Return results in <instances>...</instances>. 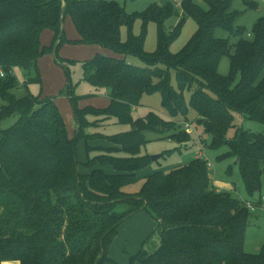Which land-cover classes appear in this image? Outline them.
Returning a JSON list of instances; mask_svg holds the SVG:
<instances>
[{"label": "trees", "instance_id": "1", "mask_svg": "<svg viewBox=\"0 0 264 264\" xmlns=\"http://www.w3.org/2000/svg\"><path fill=\"white\" fill-rule=\"evenodd\" d=\"M199 1L182 0V16L167 30L166 21L180 16L171 1L152 3L131 15L113 0H0V122L16 117L11 126L0 128V264L111 262L108 250L119 225L140 210L156 220L159 244L148 252L143 243L130 263L264 264V241L255 253L243 247L249 209L231 193L214 189L206 159L195 157L168 172H153L138 191H124L140 179L136 172L152 162L139 154L148 141L144 132L168 122L152 111L133 119L141 97L153 93L160 94L171 118H185L192 110L211 136V146H227L222 157L235 160L249 196L262 187L264 135L239 129L231 139L225 136L233 127L234 111L264 124V16L246 36L245 27L235 25L242 11L232 9V0ZM242 1L249 8L257 6L256 1ZM67 14L77 32L73 40L64 34ZM186 16L195 20L196 31L182 49L171 52L169 45ZM137 19L143 29L149 22L157 25L153 52L144 50L143 34L131 33ZM123 26L126 41L121 39ZM217 29L238 37L232 52L229 38L215 36ZM45 30L52 35L49 45L41 43ZM65 43L109 51L81 62L83 79L104 91L107 106L79 108L69 85L77 125L73 136L53 98L31 93L17 98L12 91L18 86L15 68L34 70L29 81L40 83V57L50 53L56 58ZM127 56L143 65L128 62ZM223 56L229 58L227 75L218 73ZM110 118L131 129L98 133L111 145L91 148L84 129ZM79 138L86 146L87 172L79 169Z\"/></svg>", "mask_w": 264, "mask_h": 264}, {"label": "rangeland", "instance_id": "2", "mask_svg": "<svg viewBox=\"0 0 264 264\" xmlns=\"http://www.w3.org/2000/svg\"><path fill=\"white\" fill-rule=\"evenodd\" d=\"M121 4L125 11L131 15L141 14L150 4L156 3L162 5L167 1H171L179 11V17L169 18L165 25L169 30L176 26L178 20L182 16L180 3L182 0H113ZM257 2L256 7H247L242 0H232V9L242 11V14L236 19L235 25L244 26L247 36L255 21L264 16V0H253ZM201 2V0L199 1ZM63 28L65 37L68 39L77 38V32L74 28L70 15H65L63 19ZM197 28L194 19L185 17L182 28L175 39L170 43L169 50L171 52H178L182 49L188 41L192 38ZM133 35H144V50L146 52H153L157 47V25L154 22H149L143 29L142 23L137 19L131 29ZM215 36L220 38H229L232 46L237 42L238 37L231 35L227 31L217 29ZM128 37V29L123 26L121 28V39L126 41ZM51 37L48 32L41 35V43L49 45ZM95 52H98L97 45L85 44H63L58 51V56L50 53H44L40 57L38 68L41 82L29 81V78L35 77L34 70H24L22 68H15L13 75L18 81V86L12 91L17 98L23 97L27 93L35 96L50 97L54 99L60 112L63 115L65 125L71 136L74 135L73 126L76 125L74 116V109L70 96L68 95L69 85L73 90L72 95L78 96L77 106L79 108L85 106H94L102 108L108 105L109 100L103 90H97L90 83L85 81L82 76L81 62L87 58L92 57ZM65 60L61 64L60 60ZM127 61L138 66L143 64L134 57L127 56ZM229 72V58L223 56L218 65V73L227 75ZM264 74V71H263ZM172 85L176 87L174 73L171 79ZM190 93H185V99L188 100ZM2 102L0 101V104ZM152 111L165 120L166 123L154 127L150 131H145L144 136L148 140L140 146L139 154L152 156H159L156 160L144 169L138 171L136 174L140 178L136 183L128 185L124 188L126 192H136L140 189L144 182V177L156 171L168 172L172 169L186 165L195 157H202L210 163L209 172L213 179L214 189L222 192H229L243 202H257L261 196L264 195V177L262 179V187L259 192L249 196L244 188L242 178L239 173L238 166L235 160L230 157H222L228 150L226 145L219 147L211 146V136L203 132L201 125L196 122L197 114L190 111L187 117L171 118L167 115L166 110L161 105V97L159 93L144 94L139 104L132 110L133 119H143L147 117L148 113ZM233 127H231L225 138L231 139L239 129L248 130L251 132L261 133L264 135V124L253 119L244 117L240 112H233ZM90 120L94 118L89 117ZM16 120V117H10L0 122V128H7L11 126ZM190 124L192 131L189 133L185 130L184 124ZM181 126H180V125ZM179 125V126H177ZM131 129L128 123H119L115 118H110L101 125H96L84 129V132L90 133L86 136L92 143H99L102 133L103 135H115ZM73 131V132H72ZM179 140H177L175 137ZM190 138V139H189ZM189 139V140H188ZM104 143V142H102ZM101 143V144H102ZM77 155L79 161L86 159V146L83 138H79L76 143ZM92 156V152L90 153ZM222 157V158H221ZM228 168H231L228 171ZM140 172V173H139ZM145 175V176H144ZM140 176V177H139ZM144 176V177H143ZM248 227L245 232L244 250L247 253H255L260 248L264 241V208L260 204L254 208L249 209ZM158 234L154 227L151 234L144 242V248L148 252H153L158 244ZM9 264V263H6Z\"/></svg>", "mask_w": 264, "mask_h": 264}, {"label": "crops", "instance_id": "3", "mask_svg": "<svg viewBox=\"0 0 264 264\" xmlns=\"http://www.w3.org/2000/svg\"><path fill=\"white\" fill-rule=\"evenodd\" d=\"M44 32H48L50 37H52L50 31L45 30L43 31V33ZM97 47H98V52L109 53V51H106L105 49L99 46ZM76 126L77 125L73 126V130L76 129ZM88 145L91 148H96L98 146L107 147V146H110L111 144L105 139H101L100 142L96 144L95 143L93 144L92 141L89 140ZM91 152L93 156L96 151L95 149H93L91 150ZM85 153H86V159L83 161H80L81 165L79 166V169L81 172L88 171V169L85 168L83 165V162L87 160V151ZM102 169L107 173L114 172L113 168L110 166H103ZM156 225H157L156 220L146 210H140L134 213L133 215H131L130 217H128L121 225H119L117 229L116 236L112 240L111 245L108 250V257L111 260V262H107L105 264H139L138 262L130 263V257L134 256L139 251V249L145 242L146 238H148L149 234H151V232L153 231L154 227L156 228ZM6 263L18 264L17 261H8V262H3L2 264H6Z\"/></svg>", "mask_w": 264, "mask_h": 264}, {"label": "built area", "instance_id": "4", "mask_svg": "<svg viewBox=\"0 0 264 264\" xmlns=\"http://www.w3.org/2000/svg\"><path fill=\"white\" fill-rule=\"evenodd\" d=\"M4 75L3 71L0 69V77H2ZM184 127H185V130L187 132H191L192 131V128H191V125L186 123L184 124ZM207 167L209 168L210 167V163L207 162ZM260 204V206H262L264 208V195L260 197V199L255 202V203H251V202H245V206L248 208V209H251V210H254L255 207H257L258 205Z\"/></svg>", "mask_w": 264, "mask_h": 264}, {"label": "water", "instance_id": "5", "mask_svg": "<svg viewBox=\"0 0 264 264\" xmlns=\"http://www.w3.org/2000/svg\"><path fill=\"white\" fill-rule=\"evenodd\" d=\"M158 157H159V156H152V157H151V160L154 161V160H156Z\"/></svg>", "mask_w": 264, "mask_h": 264}]
</instances>
